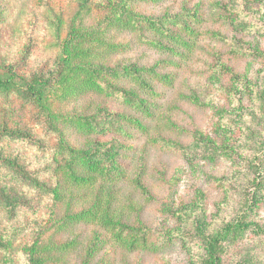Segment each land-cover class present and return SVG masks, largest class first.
I'll use <instances>...</instances> for the list:
<instances>
[{
    "label": "rangeland",
    "instance_id": "374dc122",
    "mask_svg": "<svg viewBox=\"0 0 264 264\" xmlns=\"http://www.w3.org/2000/svg\"><path fill=\"white\" fill-rule=\"evenodd\" d=\"M124 1L90 0L83 11L82 0H0V73L12 71L27 81L50 78L55 83L62 45L72 26L95 25L121 11ZM128 2L131 7L137 1ZM133 10L157 20L171 19L173 25L205 21L200 42L205 53L199 50L191 63L165 70L177 77L174 89L156 86L164 95L159 105L174 107L170 113L180 129L157 130L153 136L158 142L150 143L149 136L121 117H137L124 106L123 95L84 96L67 103L52 98V106L57 113L93 117L104 129L93 138L97 143L90 144L72 127L57 123L71 149L113 148L124 157L123 163L143 154L134 171L144 170L152 198L124 184L116 188L125 207L116 203L115 208L131 225L139 213L153 229L157 250L130 253L97 226L59 230L66 206L40 186L54 189L65 184L60 132L34 103L15 92H0V128L28 135L0 138V187L16 203L13 214L0 204V237L10 243L0 250V264H29L27 249L48 238H77L82 243L78 252L61 253L62 260L50 264H81L94 235L100 236V250L93 264H217L197 224L202 222L205 234L215 236L239 221L251 225L218 246V264H264V0L138 1ZM113 36L131 43L110 63L119 70L165 59L127 32L113 30ZM194 93L201 104L186 100ZM89 205L73 202L71 208Z\"/></svg>",
    "mask_w": 264,
    "mask_h": 264
},
{
    "label": "trees",
    "instance_id": "16d2710c",
    "mask_svg": "<svg viewBox=\"0 0 264 264\" xmlns=\"http://www.w3.org/2000/svg\"><path fill=\"white\" fill-rule=\"evenodd\" d=\"M89 2L90 0H82L83 11L89 9ZM134 4L129 7L128 0H125L121 5V11L101 18L95 25H73L62 45L61 70L55 83L50 78L27 81L12 71L0 73V92H15L31 101L43 113L49 124L60 132L59 149L65 159L61 172L65 184L61 183L54 189L40 186L42 190L50 191L59 204L66 206L65 215L58 220L59 230L61 227L69 228L74 225L101 227L110 234L119 248L130 253L152 252L158 248V245L151 240L153 229L139 218V213L136 215L137 224L135 222L131 225L124 221L120 210L115 208L116 203L122 208L125 207L126 202L118 189L124 184L152 198L144 184V170L139 168L134 171L143 154L129 159V163H123L124 157L116 153L113 148H108L105 152L71 149L64 141L63 132L57 123L63 122L64 125L72 127L82 137H86L90 144L97 143L93 138L99 134L103 135L104 129L93 117L54 112L52 98H59L63 103H67L78 101L84 96L108 98L113 95H123L124 106L134 110L137 117L124 115L121 117L125 119V124L137 129L143 136H149L150 143L158 142L159 139L153 136L157 130L160 133L180 129V126L172 120L173 114L170 113L174 107L159 105L158 100L164 95L156 90V86L174 89L177 77L174 73L165 70L191 63L199 50L205 53L206 46L200 45L205 21L190 19L184 25H181V21L173 25L175 21L171 19L157 20L135 12ZM113 30L127 32L137 44L164 56L165 59H160L153 65H131L125 70H119L110 63L123 54L125 49L131 47V43L119 42L113 36ZM124 86L129 87L126 89ZM186 100L201 104L195 93L192 97L187 96ZM25 136L28 137L8 127L0 128V138ZM73 202L90 203V205L80 210H72ZM1 203L13 214L16 203L13 202V197L0 187ZM141 210L142 207L139 211ZM132 217L135 221L134 216ZM250 225L242 221L230 223L215 236L205 234L202 222L197 224V230L202 232L201 236L207 252L212 258H216L218 264V246L227 240L231 233ZM99 243L100 236L94 235V240L86 249L81 264H93L100 250L97 248ZM81 244L77 238L63 242L53 238L38 240L27 249L29 264L59 262L62 260L59 257L61 253L78 252ZM9 245V241L0 237V250L8 248Z\"/></svg>",
    "mask_w": 264,
    "mask_h": 264
}]
</instances>
